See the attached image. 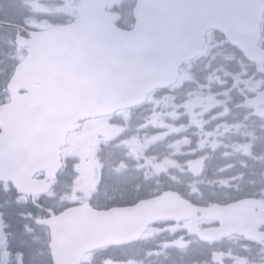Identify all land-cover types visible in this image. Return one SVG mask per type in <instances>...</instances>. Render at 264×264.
<instances>
[{
	"label": "water",
	"instance_id": "95a60500",
	"mask_svg": "<svg viewBox=\"0 0 264 264\" xmlns=\"http://www.w3.org/2000/svg\"><path fill=\"white\" fill-rule=\"evenodd\" d=\"M34 69H36L37 70V67H36V65H35V63L33 62V61H30V62H27V64L25 65V73H26V76H29L28 77V80H31V79H33L34 78V76H36L37 75V73L35 72V71H33ZM106 89H104V91H105ZM122 94H123V90H122ZM120 103L121 102H119V101H116V104L117 105H120ZM107 104V103H106ZM19 105H20V107L21 106H23V103H19ZM117 105H115V106H112V107H119V106H117ZM8 108H9V106L7 105V106H4V107H2V108H0V117L1 118H3V117H5L6 115H7V113H8ZM5 119V118H4ZM19 144V143H18ZM16 144V145H13L12 146V149H15V148H22V145L23 144ZM22 152V151H21ZM20 152V153H21ZM42 154H44V152L43 151H40L39 152V154H38V156L40 157ZM39 160V159H38ZM37 160V161H38ZM1 165H2V167L0 168V169H2V171H7V165H8V163L7 162H4V161H2L1 162ZM6 175H4V173H0V178H4Z\"/></svg>",
	"mask_w": 264,
	"mask_h": 264
},
{
	"label": "flooded vegetation",
	"instance_id": "af4514ba",
	"mask_svg": "<svg viewBox=\"0 0 264 264\" xmlns=\"http://www.w3.org/2000/svg\"><path fill=\"white\" fill-rule=\"evenodd\" d=\"M126 159L128 160L129 165L124 171H125V173H129V176L132 175V178H135V175L138 172V168H137L138 161H137L135 155L133 156V158H126ZM7 211L20 213V209L13 208L12 206H10L9 209L7 208ZM48 258H50L49 253H48Z\"/></svg>",
	"mask_w": 264,
	"mask_h": 264
},
{
	"label": "rangeland",
	"instance_id": "374dc122",
	"mask_svg": "<svg viewBox=\"0 0 264 264\" xmlns=\"http://www.w3.org/2000/svg\"><path fill=\"white\" fill-rule=\"evenodd\" d=\"M179 107V105L178 104H172V105H170V107L169 108H178ZM158 119H160V116L158 117ZM111 126H109V128H110ZM112 136V135H111ZM111 136H108V139L111 137ZM159 136L161 137L162 136V133H159ZM102 140H105V139H102ZM102 140H97V141H102ZM74 153H72V155H73ZM90 192V191H89Z\"/></svg>",
	"mask_w": 264,
	"mask_h": 264
},
{
	"label": "bare ground",
	"instance_id": "6f19581e",
	"mask_svg": "<svg viewBox=\"0 0 264 264\" xmlns=\"http://www.w3.org/2000/svg\"><path fill=\"white\" fill-rule=\"evenodd\" d=\"M66 108H68V106L67 105H64Z\"/></svg>",
	"mask_w": 264,
	"mask_h": 264
}]
</instances>
